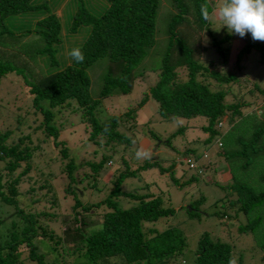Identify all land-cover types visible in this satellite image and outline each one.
<instances>
[{
	"label": "trees",
	"instance_id": "trees-1",
	"mask_svg": "<svg viewBox=\"0 0 264 264\" xmlns=\"http://www.w3.org/2000/svg\"><path fill=\"white\" fill-rule=\"evenodd\" d=\"M167 1L174 11H162L160 47L155 46L159 0H71L65 33L61 32L60 17L53 12L58 0L52 5L45 0H0V81L8 76L18 77L32 109L28 115L34 121L39 117L36 126L26 124L18 129L21 116L17 115L14 127L5 125L0 131V264H228L233 258V247L239 245L264 262V164L259 162L264 158V113L263 119L257 121L243 113L256 104L254 92L264 96V87L254 83L245 93L232 94L229 86L238 85L240 80L234 73L213 70V62L211 66L201 63L205 49L201 48L199 33L206 31L209 35L221 64L228 59L230 34L219 40L211 35L208 20L200 11L204 0ZM91 2L96 3L93 9ZM208 2L211 10L213 6ZM82 30V39L66 52L65 42ZM247 36L230 60L237 72L242 69L241 59L250 51L257 53L259 63H264V43ZM25 37L32 42L27 53L38 59L39 71H34L24 57L5 49ZM77 47L85 57L81 64L68 55ZM96 71L99 87L96 97L91 98L90 77ZM145 73L156 79L133 109L104 120L95 117L100 100L129 93L137 81L144 80ZM228 94H232L233 102H226ZM236 95L244 101L236 99ZM149 99L155 102L160 118L204 119L198 126L200 138L178 153L193 174L180 181L173 171L174 161L167 167L143 161L129 169L120 158L124 169L112 178L111 188L100 201L85 203L74 186L81 185V191L87 187L97 192L104 189L99 172L105 171L106 163L116 162L118 149L124 151L133 146V138L120 129L133 131L136 111ZM70 100L75 103L73 108ZM261 103L264 110V97ZM61 108L78 112L83 128L80 143L92 147L87 160L77 162L73 151L78 146L71 149L60 138L61 130L53 119ZM22 119L25 121L26 117ZM235 126L244 130L236 134ZM181 132L177 129L165 142ZM45 141L57 150L59 158H52L51 162L59 163V172L57 177L51 172L43 173L45 179L38 177L37 182L28 176L30 159ZM210 148H214L226 181L223 187L212 181L223 192L221 198L212 202L222 212L211 213L220 219L222 228L217 233L223 237L201 233L187 259V242L179 229L153 227L156 221L174 215V209L166 206L168 200L161 194L123 192L120 185L124 179L149 168L166 174L169 184L177 188L196 185L206 170H216L205 154ZM80 166L87 169L78 173ZM53 180H62L61 199L69 197L72 201L64 213L59 211L60 198L52 189ZM23 181L27 186L19 191ZM117 199L132 204L120 208ZM203 203L204 197L198 194L184 208L186 215H203L197 211ZM36 204L42 205L40 210L35 209ZM238 218L244 224L237 222ZM230 220L234 221L232 228L226 226ZM55 222L63 226L59 234L51 225ZM258 230L260 242L252 238ZM245 249L239 250L237 264H242Z\"/></svg>",
	"mask_w": 264,
	"mask_h": 264
},
{
	"label": "rangeland",
	"instance_id": "rangeland-1",
	"mask_svg": "<svg viewBox=\"0 0 264 264\" xmlns=\"http://www.w3.org/2000/svg\"><path fill=\"white\" fill-rule=\"evenodd\" d=\"M47 4H54L55 0H45ZM161 4H159V8L157 10L156 19H155V31H156V44L155 46H162V11H166L167 9L170 12H173V7L169 6V2L167 0H159ZM211 5L213 7L218 6L220 0H210ZM71 0H58L56 2V7L53 8V12L57 17H60V25L61 32L65 33L66 24L69 19V13L72 10L71 8ZM99 5V3H97ZM90 8L93 9L96 7V3L89 4ZM49 7V6H48ZM167 8V9H166ZM166 9V10H165ZM165 19L163 20V22ZM23 26V25H22ZM208 31L211 35L219 40L222 36L226 34H230L228 29L224 27L223 23L220 21L213 19L208 20ZM84 31H79L76 35H72L69 38L72 40H68L65 42L64 47L66 52L74 45H77L79 41L82 39ZM200 44L201 48L205 50L202 52V60L201 63L203 65L208 64L209 66L211 62L214 63L212 67L213 70L218 72H230L234 73L236 78L240 81L238 85L235 84L230 85L229 89H231L232 94H241L245 93L247 89L251 88L252 84H256L258 87H264V63H259L257 61L258 55L254 51H250L246 56H244L240 63L242 69L240 71L234 70V67L231 65L230 60H232L234 51H236L244 42V38H240L235 34H230L229 39V54L228 59H226V63L221 64L220 58H218V54L215 52L214 48H212L210 44L209 35L206 34V31H200ZM248 38H251V34H247ZM159 41L161 43H159ZM259 42L260 41H255ZM32 42L28 40L26 37L21 38L19 43L17 44H9L5 47L9 52L15 54L19 57H24L25 62L34 70L39 71L41 66L36 57H30L28 55V50H30V45ZM264 43V42H261ZM63 46V44H61ZM159 48V47H158ZM64 52V51H63ZM65 53V52H64ZM147 72V71H146ZM147 76H144L143 81H137L131 91L125 95H112L108 96L102 100H100L99 105L95 112V117L100 120H104L109 116L118 115L119 113L127 110L133 109L136 106L137 101L143 96V93L146 92L147 88L151 86L156 77L153 74L145 73ZM99 87V71H96L93 76L90 77V87H89V96L91 98L96 97V92ZM211 87H214L211 85ZM256 95V104H253L249 108L244 110V114L248 116H254L255 121L262 120V113L264 110L262 109V95ZM232 94H228L225 98L226 102H233ZM264 95V94H263ZM231 96V97H230ZM236 99L242 100V98H238L236 95ZM0 131L4 129L3 126H11L14 127L16 125L15 118L16 116H21L20 124L18 129L25 128L24 125L30 124L31 126H36L38 123L39 117L36 116V120L34 121V117L28 115L31 113L32 109L29 107V100L26 98L21 80L18 77L8 76L6 79L0 81ZM244 101V100H242ZM72 105L75 104L74 101L70 100ZM56 109V108H54ZM53 109V110H54ZM78 112L71 113L65 108L59 109L55 112L54 115V125L58 126L60 131V138L66 142L68 147L71 149L77 147L76 151H73L75 154V159L77 162L87 160L90 158V151L92 149L91 146H88L87 143H80L83 133H82V125L78 120ZM25 116L26 120L24 121L22 117ZM204 123V119L201 117H195L192 119H183V118H160L156 114V104L153 100L149 99L146 101L141 107L138 108L135 115V126L133 131H128L126 128H121L128 136L133 138V146L129 149H118V154H116V162L113 165L110 163H106L105 171L102 170L99 172V177L101 181H103L105 187L103 190L97 192L95 190H91L87 187L86 190L81 191V185L74 186L75 189L79 193V197L85 203H95L100 201L106 192L111 188V180L114 176L118 174V172L123 171L124 165L120 162V158H123L129 169H133L134 167L140 165L143 161H155L163 167L169 166L171 163H175L173 167V171L176 177L180 178V181L186 180V177L190 174H193L191 170L187 168L186 159L180 157L178 153L183 152L185 147H191L195 138H200L202 133L198 129V126ZM244 126V125H243ZM123 127V126H122ZM182 129V132L172 137L168 143H166V138L168 135L174 133L177 129ZM229 129V127H227ZM245 128V127H244ZM225 130V129H223ZM244 129L241 127H236L233 130L234 133H240ZM231 134L232 131H231ZM83 145V146H82ZM137 145V148H134ZM196 145V144H195ZM142 146L146 147L148 152L150 153L149 157L144 159L136 158V151L138 148ZM197 147L199 145H196ZM228 145L226 144V147ZM80 147V148H79ZM79 148V149H78ZM75 149V148H74ZM197 151H201L199 147ZM214 148H210L205 151L208 159L213 161V166H215V172H209L206 170L205 176L202 174L200 177V182L196 185L191 184L188 188H177L174 185L169 184L166 174H159L157 169L149 168L145 170L138 171L134 176L128 177L123 180L120 185V190L123 192H132L134 194H161L166 198L167 205L174 209V215L169 219H160L153 224V227L156 229H162L166 226H174L179 229L183 235L185 236L187 247L185 249L184 255L190 258L191 253L194 250L196 240L198 236L206 232L211 236L223 237L220 232L219 225H221L220 219L211 215V213L216 212L220 214L222 212L220 207L212 206V202L218 200L222 197V189L225 185V176H221L223 173L221 172L220 165L218 161L215 159L213 154ZM58 159V153L55 148L52 147L49 141H45L40 145V149L35 151L34 155L30 159V170L28 172V176L37 182L40 179H45L43 173L51 172V174L57 177L59 172V163L51 162V159ZM54 159V160H55ZM206 160V159H205ZM219 160V159H218ZM259 162L264 164V158L259 160ZM217 165V166H216ZM219 166V167H218ZM109 167V168H108ZM214 168V167H213ZM87 169L85 166H80L78 169V173L82 170ZM112 170L115 172L112 173ZM40 179H39V178ZM209 178V179H208ZM216 180L220 182V186H216L212 181ZM61 181L62 180H53L52 189L56 192L58 197L60 198V208L59 211L63 212L69 210V206L72 201L69 197H64L61 199ZM31 182V181H30ZM33 182V181H32ZM208 182V183H207ZM36 185V182H33ZM83 185V183H82ZM27 186V182L23 181L20 185L19 191H22ZM198 194H201L204 197V203L198 206L197 211L200 212V217H192L189 218L184 208L188 207L189 203L193 199H196ZM23 200L22 198H19ZM117 206L120 208H126L130 206L132 203L129 200L125 199H117ZM42 205H35L36 210H40L39 208ZM196 208V207H194ZM66 213V212H65ZM68 213V212H67ZM237 222H242L244 224L243 219L238 218ZM234 221L230 220L226 222V226L232 228L234 226ZM56 233H60L63 226L55 222L51 224ZM222 228V227H221ZM228 228V229H229ZM260 232L261 230L256 231L252 238L255 241L260 240ZM242 237L239 241H245L248 239ZM233 259L237 262L238 254H240V249L243 250L245 247L239 245L237 248L233 247ZM242 264H264L261 260L258 259L256 254H251L250 251L245 249L242 253L241 258ZM28 264H31L28 262Z\"/></svg>",
	"mask_w": 264,
	"mask_h": 264
},
{
	"label": "clouds",
	"instance_id": "clouds-1",
	"mask_svg": "<svg viewBox=\"0 0 264 264\" xmlns=\"http://www.w3.org/2000/svg\"><path fill=\"white\" fill-rule=\"evenodd\" d=\"M200 11L203 19L214 18L222 22L230 34L244 38L250 33L253 41L264 42V0H220L219 5L211 10L208 0H204V3L200 5ZM68 55L77 64L85 60L82 50L78 47L71 49ZM149 155L144 146L136 151L137 159H144ZM228 264H237V262L230 258Z\"/></svg>",
	"mask_w": 264,
	"mask_h": 264
},
{
	"label": "built area",
	"instance_id": "built-area-1",
	"mask_svg": "<svg viewBox=\"0 0 264 264\" xmlns=\"http://www.w3.org/2000/svg\"><path fill=\"white\" fill-rule=\"evenodd\" d=\"M189 167H192V168H194V167H193V165H189Z\"/></svg>",
	"mask_w": 264,
	"mask_h": 264
}]
</instances>
